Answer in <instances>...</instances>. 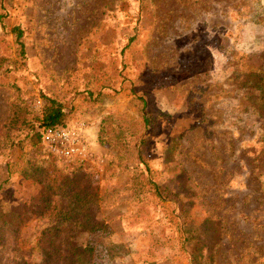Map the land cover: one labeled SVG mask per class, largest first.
<instances>
[{
  "label": "rangeland",
  "instance_id": "rangeland-1",
  "mask_svg": "<svg viewBox=\"0 0 264 264\" xmlns=\"http://www.w3.org/2000/svg\"><path fill=\"white\" fill-rule=\"evenodd\" d=\"M0 14V264H66L84 247L91 264H138L131 255L108 259L104 247L142 252L141 228L162 216L131 198L132 164L109 163L114 136L139 129L140 109L151 120L149 167L190 210L201 264H264V107L246 76L264 70V0H0ZM13 26L22 31L21 59ZM40 94L62 103L67 126L82 128L85 161L66 166L22 126L4 131L12 104L22 118L40 115ZM107 115L112 131L101 147ZM54 170L110 194L87 211L94 230L85 232L91 221L79 215L47 233L53 214L70 208L50 181ZM152 234L171 235L163 225Z\"/></svg>",
  "mask_w": 264,
  "mask_h": 264
},
{
  "label": "trees",
  "instance_id": "trees-1",
  "mask_svg": "<svg viewBox=\"0 0 264 264\" xmlns=\"http://www.w3.org/2000/svg\"><path fill=\"white\" fill-rule=\"evenodd\" d=\"M2 15L0 14V22ZM10 33L12 34L17 47V55L19 58H23V44H22V31L18 27H10ZM249 80L248 90L251 91L250 95L254 97L253 103L259 108L264 107V70L254 69L246 74ZM247 83V82H246ZM39 100L40 115L33 114L29 111L25 118H22L14 104L10 106L9 119L5 125V132L9 133L13 131L14 126L16 128L22 126L27 132L25 137L32 142L33 145L41 144V132L45 128H53L55 126L67 125V114L61 102L56 100L51 95L40 94ZM16 109V110H15ZM257 109V108H256ZM252 113H257L255 109ZM139 117V129L132 132L130 135H126V132L121 131L113 138L114 144L119 147L117 156L112 158L109 163L120 166L123 162H129L132 164L133 173L129 176L131 192V198L139 204L140 207L153 206L158 207L161 212L160 218L151 220L148 217L149 222L141 228V232L147 237L146 248L142 252H133L122 242H113L104 247L105 256L108 259H112L120 255L135 256L136 263L138 264H158L160 261L171 259V264H201V255L195 248L196 238L193 236V231L190 227V223L187 221L190 210L186 213L178 207L176 201L172 199L165 189H160L155 178V172L150 169L147 153L145 150V143L150 137L152 128L151 120L147 114H144L141 109L137 113ZM20 121V123H18ZM156 122V119H155ZM234 122H232L233 124ZM113 122L107 115L100 121V128L97 132L96 143L98 146L107 147L109 139V133L112 130L109 128ZM121 127V126H119ZM117 131V130H113ZM264 135L260 138L263 139ZM258 143V142H257ZM264 143L259 147V154L264 152ZM48 153V152H47ZM50 157L55 159L48 153ZM118 159V162L117 160ZM52 175L51 183L58 189L61 195H65L69 200L70 208L68 212L58 210L53 214L55 223L53 227L49 228L48 234L51 231L59 233L65 225L68 223H75L79 215L87 220L89 219L92 227L85 228L86 231L94 230V225L97 222L93 218L89 217V213L92 207L102 203L104 197L110 196L104 191L96 193V189L92 188L85 181H78L73 176L67 175V173L54 170L50 172ZM102 207V206H101ZM103 208V207H102ZM51 210L48 211V213ZM135 218L140 216L134 215ZM79 221V220H78ZM2 223H5L3 220ZM17 219L10 218L8 224L11 229H17ZM157 225H163L170 231V236L163 240L156 239L152 234ZM17 232V230L15 231ZM72 250H75L72 248ZM91 252L88 247L81 249L79 253H71V261L66 264H91ZM166 253V254H163ZM168 254L179 256L183 255L184 260H175L166 256ZM88 256L87 260L85 258ZM90 260V262H88Z\"/></svg>",
  "mask_w": 264,
  "mask_h": 264
},
{
  "label": "built area",
  "instance_id": "built-area-1",
  "mask_svg": "<svg viewBox=\"0 0 264 264\" xmlns=\"http://www.w3.org/2000/svg\"><path fill=\"white\" fill-rule=\"evenodd\" d=\"M79 126H55L41 132V145L56 160L68 166L87 157V144Z\"/></svg>",
  "mask_w": 264,
  "mask_h": 264
}]
</instances>
